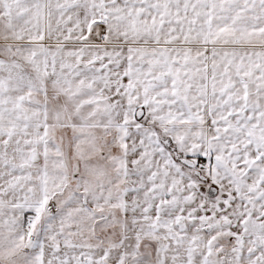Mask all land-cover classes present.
I'll use <instances>...</instances> for the list:
<instances>
[{"label": "snow or ice", "instance_id": "obj_1", "mask_svg": "<svg viewBox=\"0 0 264 264\" xmlns=\"http://www.w3.org/2000/svg\"><path fill=\"white\" fill-rule=\"evenodd\" d=\"M0 264H264V0H0Z\"/></svg>", "mask_w": 264, "mask_h": 264}]
</instances>
